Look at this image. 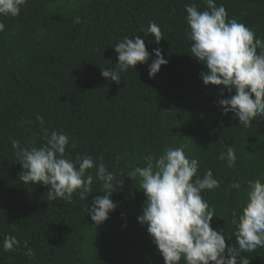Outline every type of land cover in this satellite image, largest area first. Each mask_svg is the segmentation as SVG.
Here are the masks:
<instances>
[{"label": "trees", "instance_id": "1", "mask_svg": "<svg viewBox=\"0 0 264 264\" xmlns=\"http://www.w3.org/2000/svg\"><path fill=\"white\" fill-rule=\"evenodd\" d=\"M193 3L207 10L205 0H27L17 17L0 16V264H164L147 225L138 222L146 197L129 174L146 166V156L176 147L198 159V176L210 169L219 181L201 195L215 209L211 227L238 249L232 213L238 218L248 181L264 182V117L241 126L219 105L235 90L221 96L218 86L204 85L206 68L191 56L186 36L185 6ZM215 3L264 41V0ZM149 22L160 27L159 43L141 32ZM138 35L149 60L122 73L119 84L104 78L102 69L118 63L115 44ZM157 48L168 63L150 78ZM42 128L69 136L75 144L66 149L70 159L90 155L98 165L102 157L122 179L112 196L116 208L103 224L95 225L87 210L103 195L95 167L85 200L77 193L70 202L49 201L46 186L19 180L23 169L12 140L29 146L35 138L41 147ZM227 146L237 157L231 168L218 159ZM236 182L239 191L229 187ZM8 235L20 242L14 251L2 247ZM242 255L249 264H264V247Z\"/></svg>", "mask_w": 264, "mask_h": 264}, {"label": "clouds", "instance_id": "2", "mask_svg": "<svg viewBox=\"0 0 264 264\" xmlns=\"http://www.w3.org/2000/svg\"><path fill=\"white\" fill-rule=\"evenodd\" d=\"M26 2L0 0V16L17 17ZM205 3L207 10L203 11L194 3L185 6L191 56L206 68L201 73L204 85L218 86L221 96L225 89L229 93L235 90V95L219 101L223 114L234 113L241 126L250 127L255 117H264V41L256 38L254 31L245 24L229 19L222 4L217 6L215 0H205ZM80 22V17H76L74 23ZM4 29V23L0 22V32ZM141 32L154 36L157 43L162 40L160 27L155 22H149ZM113 49L118 63L111 69H102L101 74L117 84L122 73L130 68L136 71L138 64H144L150 58L145 41L139 35L125 37ZM154 56L149 66L150 78L168 63L162 49H154ZM36 119L44 124L43 117L37 115ZM42 133L44 144L41 147L35 146V138L29 146H21L18 140H12L16 161L23 169L19 180L24 184L46 186L49 201L70 202L77 193L85 200L92 191L94 180L89 170L95 167L103 195L94 199L87 210L95 225L103 224L116 208L112 196L122 187V179L108 171L102 157L98 165L90 155L70 159L66 149L75 148V144L70 143L69 136L63 131L49 132L42 128ZM225 149L218 159L226 160L231 168L237 160L235 149L233 146ZM144 159L146 166L135 167L129 178L136 181L146 197L138 222L141 226L147 225L164 264H249L242 254L264 247V182L261 179L247 182V199L238 218L235 210L232 213L237 249L226 246L223 231L211 227L215 209L210 208L201 195L205 190L219 187V181L210 169L203 178L198 176L199 161L186 156L184 147L165 148L159 157L148 155ZM229 187L239 191L241 184L236 182ZM19 246L20 242L12 235L6 236L2 244L5 251H14ZM24 247L28 248L27 241ZM25 254L34 255L30 248Z\"/></svg>", "mask_w": 264, "mask_h": 264}]
</instances>
